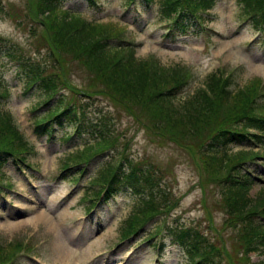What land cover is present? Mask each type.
<instances>
[{
    "label": "trees",
    "instance_id": "obj_1",
    "mask_svg": "<svg viewBox=\"0 0 264 264\" xmlns=\"http://www.w3.org/2000/svg\"><path fill=\"white\" fill-rule=\"evenodd\" d=\"M67 1L25 0L16 9L8 0H0V18L11 19L33 46L27 55L19 44L0 33V59L6 55L16 62L26 88L40 91L44 96L41 105L49 104L50 109L34 124L35 133L53 136L61 128H76L93 135V141L63 163L67 169L72 163L106 156L92 182L96 187L85 192L92 203L108 201L126 188L143 194L141 206L122 225V239L136 236L150 224L156 230L149 234L150 239L169 233L185 246L196 264H222L225 258L230 264L241 259L242 264H264V260L254 262L250 257L253 252H264V223L258 217L264 220V190L250 194L259 179L251 167L264 158L256 150L258 144H264L262 80L257 77L240 85L231 77L233 71L221 69L209 73L193 92L187 91L192 73L136 56L139 44L124 35L129 23L86 19L64 9ZM95 1L90 0L93 5ZM237 1L242 20L262 28L264 0ZM132 2L153 7L160 19L170 24L165 39L176 41L208 21L217 0H127ZM75 75L79 83L74 82ZM9 93L0 68V172L10 161L28 163L34 152V145L4 109ZM100 100L111 108L97 105ZM123 115L144 129L150 139L156 137L154 142L174 144L193 160L200 188L210 191L223 212L222 225L215 227L203 200L209 228L216 234L211 236L198 223L181 222L180 200L165 177L170 169L131 151V138L118 125ZM234 145L244 148L231 152ZM3 179L0 174V182ZM172 216L176 218L170 220ZM222 227L238 235L230 252L221 245ZM24 246L30 250L32 243L30 247L0 244V264H12L11 259Z\"/></svg>",
    "mask_w": 264,
    "mask_h": 264
},
{
    "label": "rangeland",
    "instance_id": "obj_2",
    "mask_svg": "<svg viewBox=\"0 0 264 264\" xmlns=\"http://www.w3.org/2000/svg\"><path fill=\"white\" fill-rule=\"evenodd\" d=\"M24 1L8 0V3L20 9ZM99 2L101 6H94L90 0H70L64 3L63 8L89 20L98 18L103 24L129 23L124 28V35L139 43L135 49L136 56L140 59H156L166 67L180 66L191 72L195 79H190L191 92L201 86L209 73L224 68L225 71H231L240 67L231 75L240 85L250 84L257 77L264 80V33L258 32L257 27L252 28V22L249 25L241 22L243 16L237 0H217L208 18L210 29L207 34L198 36L197 30L188 36L179 37V41L164 40L166 22L153 11V7L140 5L141 12H136L134 8L129 13L131 8L127 0ZM154 4L157 6V2ZM0 33L19 44L30 55L29 49L33 46L29 37L26 38V34L8 17L0 18ZM34 56L38 57L39 54L35 53ZM0 68L10 92L3 101L4 109L12 113L20 129L35 145L33 155L29 157L33 168L19 167L11 161L2 167V172L6 174L2 182L13 185L14 189L10 191L0 187V191L8 195L6 199L0 195L1 247L12 243L24 244V241H31L34 245L32 251L21 253L14 264H191L186 249L173 242L167 232L161 250L163 259L157 255L154 258L157 249L153 245L159 243L161 238L157 236L151 242L146 240L154 228L151 230L148 227L136 237L122 240V225L141 206L142 193L122 192L108 206H100V211L94 217L86 215L82 190L78 191L93 187L89 179L98 174L97 168L106 162V156L95 161L89 174H85L77 186L73 181L74 176L61 175L59 170L64 166V161L81 151L93 135L85 132L70 140H66L67 135L62 136L61 133L60 137L54 139L35 135L34 124L50 109L49 104L41 106L43 94L36 92L37 89L27 91L23 71L6 55L0 59ZM73 79L74 82H80L76 75ZM100 101L97 105L108 107L106 101ZM261 102H264V98ZM118 125L131 138V151L134 154L147 156L151 163L170 169L165 177L171 182L175 198L180 200L178 216L181 222L198 223L211 232V236L216 234L215 230L209 228L205 203L212 213L215 227L222 225L223 212L210 191L200 188L193 160L174 144L159 145L154 142L158 140L156 137L150 139L144 129L136 126L125 115ZM243 147L234 145L231 152ZM256 150L264 155V145H259ZM258 163L251 167L254 175L260 178L251 188V195L264 190V158L260 157ZM39 215L41 218L37 220ZM175 218L172 216L170 220ZM220 229L221 245L230 252L237 245L238 235L232 229ZM250 257L254 262L262 261L264 252H253ZM227 260L225 258L221 263L230 264ZM242 261L236 260L234 264H242Z\"/></svg>",
    "mask_w": 264,
    "mask_h": 264
},
{
    "label": "bare ground",
    "instance_id": "obj_3",
    "mask_svg": "<svg viewBox=\"0 0 264 264\" xmlns=\"http://www.w3.org/2000/svg\"><path fill=\"white\" fill-rule=\"evenodd\" d=\"M41 215H42V214H41ZM40 218H41L40 215L36 217L37 220H39Z\"/></svg>",
    "mask_w": 264,
    "mask_h": 264
}]
</instances>
